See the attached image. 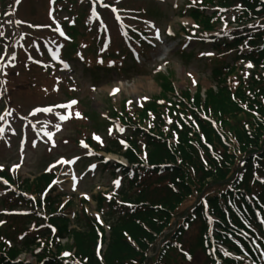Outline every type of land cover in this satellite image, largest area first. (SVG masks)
Listing matches in <instances>:
<instances>
[{"label": "rangeland", "instance_id": "374dc122", "mask_svg": "<svg viewBox=\"0 0 264 264\" xmlns=\"http://www.w3.org/2000/svg\"><path fill=\"white\" fill-rule=\"evenodd\" d=\"M10 1L13 3V0H7V2ZM182 3L184 0H164L163 4L155 6L150 3L136 2L129 6L132 10L141 9L142 14L155 13L156 16L153 19L159 30L163 31L169 27L174 30L177 37H180V24L188 19L183 18V15L180 16L181 19H177L176 10L173 8L175 4L179 7ZM6 10L13 15L8 20L18 19L21 23L16 38L22 40L20 46H15L16 39H14L12 42L11 40L2 42L0 47L5 49L6 55H15L18 72L9 86L13 88L11 93L16 96L12 97L10 103L24 115H27V111L32 106L45 104L51 85L64 89V82L55 75L60 61L79 60L87 66H109L113 61L119 60L117 58L119 49L124 51L127 48L122 34L106 18H103V23L108 36L101 34L89 0H19L16 8L12 6ZM138 25L147 29L144 22ZM2 26L4 30L9 27L7 24ZM162 40H160V47L156 51L145 54L141 65L137 64L134 68L129 67L127 70L112 72L109 75L100 73L97 79H94L90 72L81 74L79 66L75 72L61 73V77L65 78L67 84L75 85L77 82L74 96L76 95L80 100V110L89 112L102 121V117L113 110L112 107L118 108L125 99L130 105H139L148 98L157 96L161 81L155 78V71L151 72V70L156 62L161 60L159 55H167L166 63L161 66L160 72L164 75L172 73V79L178 90L189 87L193 91L194 81H197L202 88L211 86L208 75L209 66L212 64L208 60L201 57L202 60L185 59V61L174 54L177 50L179 51L181 41L176 47L177 41L163 46ZM194 41H190L186 51L192 48H196V51L199 49L210 51L209 45L200 47ZM6 60L4 55L0 56V68L5 66ZM5 71H7L6 68ZM134 86L136 93H130V89ZM110 90L117 91L109 96ZM18 95L33 97L20 98L17 97ZM59 96L63 97L62 94ZM52 97L55 98L54 95ZM66 109L67 107H62L51 112L35 113L31 118L27 116V119H31L30 122L34 124L35 135L40 136L34 126L51 132L54 136L49 139L44 134L41 139L46 144H40L38 141L35 144L31 136V127L27 132L28 141L24 149H22V142H18L19 123L14 116L11 124L18 126L5 130L3 137L1 133L3 131H0V166L15 168L21 176L29 179L39 175L46 167L54 166L58 169L61 178L57 184V192H63L65 200L70 197L74 199V206L68 210L69 218L71 219L80 207L79 199H87L89 203L86 205V210L90 214L100 216L94 209L95 201L92 197L99 192L113 195L119 191L121 182L112 176L109 170L102 169L99 164L91 160L88 150H86L87 154L79 150L75 141L76 128L72 123L59 119L61 115H65ZM8 118L10 119L8 115L0 113L1 128L7 124ZM39 124L44 127L38 126ZM22 126L24 127L23 124ZM98 132L104 142L109 141L103 130ZM116 181H119L118 185ZM4 194L0 189V198ZM196 229V226L191 228L189 233L184 235L183 241L195 243ZM63 242L66 241L63 240ZM193 255L191 264H200L203 256L199 250ZM31 260L34 262L33 259Z\"/></svg>", "mask_w": 264, "mask_h": 264}, {"label": "trees", "instance_id": "16d2710c", "mask_svg": "<svg viewBox=\"0 0 264 264\" xmlns=\"http://www.w3.org/2000/svg\"><path fill=\"white\" fill-rule=\"evenodd\" d=\"M217 1L221 6H231L235 0ZM242 1L254 13L261 0ZM191 16L195 20L199 19L196 12L191 13ZM201 19V23L209 28L207 18L201 17ZM259 39L260 37L256 38L257 41L253 43L256 44ZM238 42L236 41L229 48H235ZM251 59L256 67L264 65V49L251 56ZM226 68H216L212 71V80L216 84V89H208L205 92L203 103L200 90H197L193 98H191L190 92L185 91L181 93L180 98L175 103H170L169 107L157 105V100H167L168 96L174 97L172 82L168 76H157V80L161 81L160 95L145 105L144 108L135 110L133 117L127 119V124L129 130H133L132 127L137 123L147 128L148 112L155 116L154 129L150 133L152 136L142 133L146 143L147 163L150 166L165 164L169 165V168L165 169L161 175L159 168L150 170L143 162H140V146L131 137L133 136V131H131L126 137L130 148L126 149L123 156L130 163H137L138 166L134 168L133 179L128 182V193L138 185L143 184H151L154 189L143 188L131 194L124 190L121 192L122 202L133 204L135 207L133 210L125 209L108 224V242L101 263L94 255L97 239L95 232L97 224L94 219L83 215L84 221H81L77 216V230H68V221L63 217L52 220L51 222L58 228L59 236H69L72 240L76 258L84 259V264H147L151 260L154 261L155 259L145 257V251L151 245L153 247L157 238L162 237L165 231L170 232L165 236V240L169 241L166 244L173 242L182 230L177 221L178 217L182 216L179 214L181 207L192 202L190 208H196V204H198L199 198L204 195L205 189L212 192L213 188V194L208 197L210 210L221 219L222 224H227L224 210L230 209L228 200L233 198L234 194L242 195L241 198H238L239 202L247 206L250 215L253 216V212L249 208V200L245 196H249L257 185L252 176L251 154H255L260 162L264 160V88L252 78L246 83L240 81L234 90L229 88L226 76L233 74L234 70H227ZM177 108H180L182 112L188 111L192 115L198 123L199 131L204 134L207 142L211 144L215 154L220 156L221 160L218 162L212 160L209 151L201 143L199 133L189 125L183 124L180 130L173 127L178 136L176 147L167 145L166 139L170 136L165 135L162 129L161 115L167 109L172 114ZM194 108L198 110L203 108L206 116L217 124V128L213 129L210 123L200 120L193 111ZM252 112H256V114L253 115ZM135 119L137 123H135ZM139 132L140 130L137 128L134 135H139ZM113 146V150L107 149L106 151L119 153L121 147ZM199 154L207 159V167L201 163ZM242 160H245L243 168L240 167ZM243 171L246 172L243 182L240 184L237 180L234 181L235 174ZM143 174L147 175L144 179L141 178ZM2 175L8 177L5 173ZM153 177L158 178L152 180ZM51 178L49 175H41L32 183L24 181V189L31 193L40 192ZM208 178L210 184L206 181ZM230 186L231 190L228 189ZM261 193L264 202V189L262 188ZM227 196L229 197L224 198ZM221 198L224 199L219 201ZM101 200L99 197V204H101ZM46 203L47 209L51 210L53 205L58 204L59 201L55 202L53 198L48 197ZM113 208H116L115 202L109 204V209L113 210ZM196 214H199V208ZM230 215L235 224L242 227L231 210ZM173 227L177 228V231H171ZM203 229H205V224H203ZM126 236L135 242L138 250L132 246ZM32 243L33 240H27L24 243V248ZM52 244H54L56 254L49 249V243L46 242L44 251L47 255L44 256V260L47 261L43 264H61L57 260V255L59 256L63 247L55 243L54 240L50 245ZM199 244L202 246L201 240H199ZM0 246L7 258L11 260L20 252L16 247H8L1 241ZM169 249L170 246L168 245L162 246L158 250L157 257L169 253ZM38 260L41 262L42 258Z\"/></svg>", "mask_w": 264, "mask_h": 264}, {"label": "snow or ice", "instance_id": "6c2138e0", "mask_svg": "<svg viewBox=\"0 0 264 264\" xmlns=\"http://www.w3.org/2000/svg\"><path fill=\"white\" fill-rule=\"evenodd\" d=\"M113 11H115V9H113ZM57 31H59V29H57ZM61 35H63L62 32H61ZM209 55H210V53H209ZM65 67H67V65H65ZM248 67H251V64H249ZM113 91L115 92L117 90H113ZM75 103H77V102L75 100H73V101L70 102L69 105H60V107H70L72 104H75ZM34 111L51 112L52 109H50V108H44V109H36ZM77 116H79V113H77ZM59 119L65 120V119H67V116L61 115L59 117ZM56 127H57V130H59V125H57ZM0 131H2V130H0ZM121 131H122V129H121ZM45 134L49 137V139H51L52 133L46 132ZM94 138L97 139L98 141L100 139L99 137H94ZM81 143L83 144V142H81ZM121 143H123V141H121ZM85 147H86V145H85ZM67 163H71V161H67ZM0 169H2V166H0ZM115 183L118 185L119 184V181H116ZM0 223H2V222H0ZM65 255H68V254L66 253Z\"/></svg>", "mask_w": 264, "mask_h": 264}, {"label": "bare ground", "instance_id": "6f19581e", "mask_svg": "<svg viewBox=\"0 0 264 264\" xmlns=\"http://www.w3.org/2000/svg\"><path fill=\"white\" fill-rule=\"evenodd\" d=\"M135 90H136V89H135V86H134V87H132V88L130 89V93H136Z\"/></svg>", "mask_w": 264, "mask_h": 264}]
</instances>
